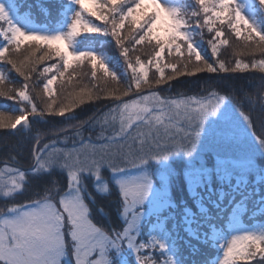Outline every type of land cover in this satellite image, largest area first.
Returning a JSON list of instances; mask_svg holds the SVG:
<instances>
[{"label":"snow or ice","instance_id":"6c2138e0","mask_svg":"<svg viewBox=\"0 0 264 264\" xmlns=\"http://www.w3.org/2000/svg\"><path fill=\"white\" fill-rule=\"evenodd\" d=\"M246 70L264 74V0H0V96L22 105L0 111L21 137L0 157V264H264V222H243L264 221V75L171 94ZM46 116L69 123L31 126Z\"/></svg>","mask_w":264,"mask_h":264},{"label":"trees","instance_id":"16d2710c","mask_svg":"<svg viewBox=\"0 0 264 264\" xmlns=\"http://www.w3.org/2000/svg\"><path fill=\"white\" fill-rule=\"evenodd\" d=\"M101 39H104L101 37ZM196 39H199V37H196ZM95 47L98 49V51L105 52L109 55V59L111 61L110 66L113 68H116L118 71L121 70L119 68L120 61L118 59V53L115 52V50L108 46L104 45L101 46L99 43L95 44ZM145 57H142L144 59ZM222 59H230L231 57H225L222 56ZM257 59H261L262 57L257 54ZM169 58L165 54V61H167ZM245 62L250 61V57H244L243 58ZM53 61H48L44 65H38V67H44L47 66V64L52 63ZM155 71L153 68L149 72V76H152V73ZM171 70H166V75L170 73ZM14 75V74H13ZM79 75V72L73 74V81L72 84L66 83V91L65 95H67L69 92L75 93L79 92V88H74L72 85L75 84L76 77ZM261 74L258 71H245L243 73L237 72V73H197L195 76H181L178 77L177 80L172 81V95H175L177 92H182L187 95H194L197 92H199L202 88L206 86V83H211L215 90H217L221 95H227L229 92L233 91L234 89H244L248 90L249 88L255 89L259 86V77ZM89 77H90V71H89ZM212 78L209 80V78ZM64 82H67L68 76L65 74V77L63 78ZM86 83V81H85ZM61 81L58 80L56 83L52 85V90L55 95H53L51 98L46 97L45 99H52L55 100L56 103L54 104V107L58 110L60 106V100H61ZM2 87H12V85H3ZM40 92L43 94V86L41 83L40 86ZM34 102L37 103V105H40L39 100H35ZM67 103V101H65ZM103 103V102H102ZM22 105L12 101L8 100L3 96H0V111L4 112L6 116H14L19 115L20 113L17 111L19 107ZM101 106L100 103H94L86 101L83 105H80L79 107L75 108L73 111L77 114L78 120H85L89 116L93 115L95 110L98 109ZM70 113H66V115H69ZM253 122L258 123L260 119L264 118V113H260L259 111H256L252 113ZM30 121L32 120L31 117H29ZM46 122L41 123H32V127L34 129L38 128L42 132L44 131H51L59 128L66 127L69 122L65 121L64 117L59 116H46L45 117ZM77 121H72L71 123H76ZM19 128V126H18ZM14 132H17V130H8L0 128V157H2L7 151H9L11 148H13L16 145V142L21 140L20 135L13 134ZM84 135L87 136L89 133L87 131L84 132ZM21 200L23 198H20ZM2 201H0V205H2ZM244 220L247 222H253V221H262L259 216H257L255 219L249 214L248 216L244 217Z\"/></svg>","mask_w":264,"mask_h":264},{"label":"rangeland","instance_id":"374dc122","mask_svg":"<svg viewBox=\"0 0 264 264\" xmlns=\"http://www.w3.org/2000/svg\"><path fill=\"white\" fill-rule=\"evenodd\" d=\"M99 52H101V53H103L104 55H106V56L109 57V55H108L107 53L102 52V51H99ZM243 219H244V218H243ZM243 222H244L246 225H248V224H250V223H259V222H264V221H253V222H247V221L243 220Z\"/></svg>","mask_w":264,"mask_h":264}]
</instances>
